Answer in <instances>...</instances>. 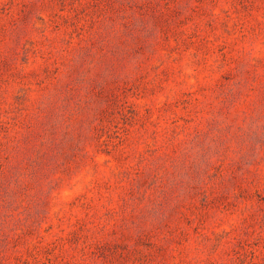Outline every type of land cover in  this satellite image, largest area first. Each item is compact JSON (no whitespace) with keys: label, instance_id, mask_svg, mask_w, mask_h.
I'll use <instances>...</instances> for the list:
<instances>
[{"label":"rangeland","instance_id":"374dc122","mask_svg":"<svg viewBox=\"0 0 264 264\" xmlns=\"http://www.w3.org/2000/svg\"><path fill=\"white\" fill-rule=\"evenodd\" d=\"M0 264H264V0H0Z\"/></svg>","mask_w":264,"mask_h":264}]
</instances>
